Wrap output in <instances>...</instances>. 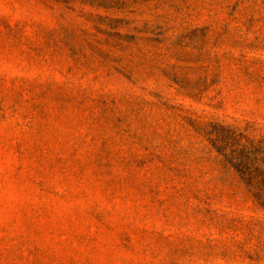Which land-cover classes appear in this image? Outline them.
Wrapping results in <instances>:
<instances>
[{"label":"rangeland","instance_id":"1","mask_svg":"<svg viewBox=\"0 0 264 264\" xmlns=\"http://www.w3.org/2000/svg\"><path fill=\"white\" fill-rule=\"evenodd\" d=\"M197 120L264 133V0H0V264H264Z\"/></svg>","mask_w":264,"mask_h":264},{"label":"trees","instance_id":"2","mask_svg":"<svg viewBox=\"0 0 264 264\" xmlns=\"http://www.w3.org/2000/svg\"><path fill=\"white\" fill-rule=\"evenodd\" d=\"M193 124L264 209V133L257 137L255 127L218 121L197 120Z\"/></svg>","mask_w":264,"mask_h":264}]
</instances>
